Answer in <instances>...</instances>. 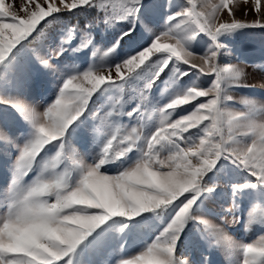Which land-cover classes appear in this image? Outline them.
<instances>
[{
    "label": "snow or ice",
    "instance_id": "6c2138e0",
    "mask_svg": "<svg viewBox=\"0 0 264 264\" xmlns=\"http://www.w3.org/2000/svg\"><path fill=\"white\" fill-rule=\"evenodd\" d=\"M216 249L264 264V0H0V264Z\"/></svg>",
    "mask_w": 264,
    "mask_h": 264
},
{
    "label": "rangeland",
    "instance_id": "374dc122",
    "mask_svg": "<svg viewBox=\"0 0 264 264\" xmlns=\"http://www.w3.org/2000/svg\"><path fill=\"white\" fill-rule=\"evenodd\" d=\"M6 2H12V0H6ZM175 0H167V3H174ZM256 55H259V51H258V48L256 50ZM249 83H254L257 87V89L259 90L260 89V77L257 76L256 77V80H249ZM54 87V85H53ZM242 93L240 92H232L230 93V95L234 98V99H239V96L241 95ZM257 98H259V95L257 93ZM125 123H127V119H125L124 121ZM227 219H231V217H228ZM258 227V226H257ZM232 235L235 236L236 239H241L243 236L246 235V233H244L242 227L237 229L235 226H233V230L232 232L230 233ZM259 233L258 232H252V234L248 237L249 239H252V238H255L256 235H258ZM212 259L214 261V264H230V258H229V255L227 253H225L222 249H216L213 251V254H212Z\"/></svg>",
    "mask_w": 264,
    "mask_h": 264
}]
</instances>
